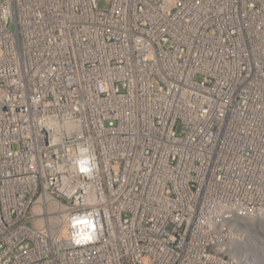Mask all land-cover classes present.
Instances as JSON below:
<instances>
[{"label": "built area", "instance_id": "2783aa9c", "mask_svg": "<svg viewBox=\"0 0 264 264\" xmlns=\"http://www.w3.org/2000/svg\"><path fill=\"white\" fill-rule=\"evenodd\" d=\"M0 264H264V0H0Z\"/></svg>", "mask_w": 264, "mask_h": 264}, {"label": "rangeland", "instance_id": "374dc122", "mask_svg": "<svg viewBox=\"0 0 264 264\" xmlns=\"http://www.w3.org/2000/svg\"><path fill=\"white\" fill-rule=\"evenodd\" d=\"M100 7H106V3L105 2H100Z\"/></svg>", "mask_w": 264, "mask_h": 264}]
</instances>
